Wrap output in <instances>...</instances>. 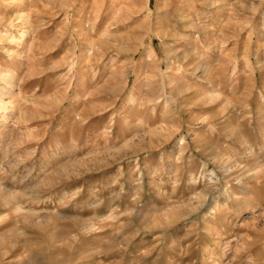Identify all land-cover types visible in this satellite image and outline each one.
Segmentation results:
<instances>
[{
	"label": "rangeland",
	"instance_id": "374dc122",
	"mask_svg": "<svg viewBox=\"0 0 264 264\" xmlns=\"http://www.w3.org/2000/svg\"><path fill=\"white\" fill-rule=\"evenodd\" d=\"M0 264H264V0H0Z\"/></svg>",
	"mask_w": 264,
	"mask_h": 264
}]
</instances>
